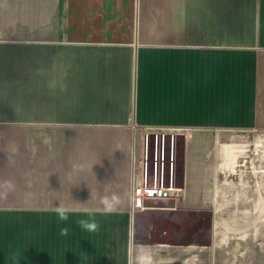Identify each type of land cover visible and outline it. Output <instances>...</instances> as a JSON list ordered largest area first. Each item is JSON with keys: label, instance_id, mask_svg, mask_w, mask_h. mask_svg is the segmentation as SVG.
Instances as JSON below:
<instances>
[{"label": "crops", "instance_id": "crops-1", "mask_svg": "<svg viewBox=\"0 0 264 264\" xmlns=\"http://www.w3.org/2000/svg\"><path fill=\"white\" fill-rule=\"evenodd\" d=\"M142 260L264 264V0H0V264Z\"/></svg>", "mask_w": 264, "mask_h": 264}, {"label": "built area", "instance_id": "built-area-1", "mask_svg": "<svg viewBox=\"0 0 264 264\" xmlns=\"http://www.w3.org/2000/svg\"><path fill=\"white\" fill-rule=\"evenodd\" d=\"M145 166L146 162L144 158L140 157L137 160L134 158L133 197H140L143 200L147 198H161L167 200V198H170L172 189L157 185L151 186L147 183Z\"/></svg>", "mask_w": 264, "mask_h": 264}, {"label": "clouds", "instance_id": "clouds-1", "mask_svg": "<svg viewBox=\"0 0 264 264\" xmlns=\"http://www.w3.org/2000/svg\"><path fill=\"white\" fill-rule=\"evenodd\" d=\"M9 187H11L9 183ZM106 211H110V207L106 206ZM58 217V221L60 222H66L69 220V211L70 209L64 205H59L55 209ZM78 226L84 230V231H89V232H95L99 228V224L94 218H89V219H80L77 221ZM69 234V229L67 227L62 228L60 230V235L61 236H67ZM141 264H144L143 260L141 261Z\"/></svg>", "mask_w": 264, "mask_h": 264}, {"label": "water", "instance_id": "water-1", "mask_svg": "<svg viewBox=\"0 0 264 264\" xmlns=\"http://www.w3.org/2000/svg\"><path fill=\"white\" fill-rule=\"evenodd\" d=\"M165 201L166 199L161 198H147L144 200V205L146 207L164 206Z\"/></svg>", "mask_w": 264, "mask_h": 264}]
</instances>
